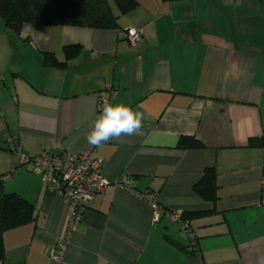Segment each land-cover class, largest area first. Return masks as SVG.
<instances>
[{
	"label": "crops",
	"instance_id": "1",
	"mask_svg": "<svg viewBox=\"0 0 264 264\" xmlns=\"http://www.w3.org/2000/svg\"><path fill=\"white\" fill-rule=\"evenodd\" d=\"M117 28L24 23L0 17V190L34 206V217L4 231L0 264H264V0H137ZM113 8L117 10L114 13ZM129 31H141L132 46ZM81 45L63 68V46ZM144 114L138 134L87 142L98 94ZM77 154L90 150L110 181L68 235L63 260L50 258L66 236L71 207L8 149ZM181 136L204 147L181 149ZM216 171L217 199L194 184ZM130 180V189L114 182ZM150 193L151 205L136 195ZM205 211L190 221L197 250L168 210Z\"/></svg>",
	"mask_w": 264,
	"mask_h": 264
},
{
	"label": "trees",
	"instance_id": "2",
	"mask_svg": "<svg viewBox=\"0 0 264 264\" xmlns=\"http://www.w3.org/2000/svg\"><path fill=\"white\" fill-rule=\"evenodd\" d=\"M120 13H126L138 5L137 0H112ZM0 17L4 24L19 32L24 23L42 25H77L94 28H117V17L112 14L108 0H53L50 8L43 0H0ZM78 43L63 46L64 60L58 61L52 54L44 55L45 64L51 68H63L66 61L80 52ZM248 146H264L262 138H250ZM181 149L202 148L204 144L194 136H181L178 140ZM2 181L0 180V188ZM194 191L206 201L217 199L216 171L206 167L193 186ZM205 211H184L182 218L191 221ZM34 206L17 193H4L0 190V262L4 259V231L32 221ZM196 244V243H195ZM189 247V246H188ZM188 247L186 248L187 251ZM190 252V251H189Z\"/></svg>",
	"mask_w": 264,
	"mask_h": 264
},
{
	"label": "built area",
	"instance_id": "3",
	"mask_svg": "<svg viewBox=\"0 0 264 264\" xmlns=\"http://www.w3.org/2000/svg\"><path fill=\"white\" fill-rule=\"evenodd\" d=\"M141 31H129L126 34L128 42L134 46L141 38ZM115 94L110 87L102 90L98 94L97 110L101 111L102 103L110 99ZM8 149L20 156V161L28 169L37 174L44 189L66 201L70 207V217L66 236L54 244L50 251V258L58 263L63 260L64 252L68 243V235L81 220L85 208L88 206L95 193L102 192L110 181L102 175L101 160L92 156L90 150H83L77 154L51 153L47 149H42L35 156H28L22 153L15 136L7 138ZM114 184L130 189V180L124 178L114 182ZM140 198L146 200L154 211L153 220L159 217V207L155 197L150 193L135 192ZM182 210H168L166 213L175 221L181 223L183 230L190 239L188 250H197L195 233L190 227L189 221L182 218Z\"/></svg>",
	"mask_w": 264,
	"mask_h": 264
},
{
	"label": "clouds",
	"instance_id": "4",
	"mask_svg": "<svg viewBox=\"0 0 264 264\" xmlns=\"http://www.w3.org/2000/svg\"><path fill=\"white\" fill-rule=\"evenodd\" d=\"M143 120L144 114L128 104L105 100L100 114L92 122L87 142L93 146H101L110 140L133 136L141 131Z\"/></svg>",
	"mask_w": 264,
	"mask_h": 264
},
{
	"label": "rangeland",
	"instance_id": "5",
	"mask_svg": "<svg viewBox=\"0 0 264 264\" xmlns=\"http://www.w3.org/2000/svg\"><path fill=\"white\" fill-rule=\"evenodd\" d=\"M43 1L47 2L50 8L53 7V0H43ZM113 10H114V13L117 14V10L115 8H113Z\"/></svg>",
	"mask_w": 264,
	"mask_h": 264
}]
</instances>
